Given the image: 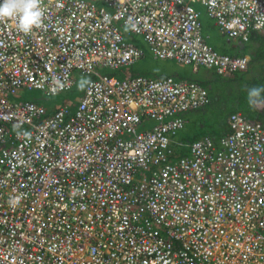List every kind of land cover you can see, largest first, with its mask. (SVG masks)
Here are the masks:
<instances>
[{
    "label": "built area",
    "instance_id": "obj_1",
    "mask_svg": "<svg viewBox=\"0 0 264 264\" xmlns=\"http://www.w3.org/2000/svg\"><path fill=\"white\" fill-rule=\"evenodd\" d=\"M196 2L230 38L264 31V0H41L28 34L0 20V264H264V122L231 112L177 153L208 88L107 71L146 56L132 33L195 70H248L208 43ZM76 71L73 112L22 96L62 94Z\"/></svg>",
    "mask_w": 264,
    "mask_h": 264
},
{
    "label": "rangeland",
    "instance_id": "obj_2",
    "mask_svg": "<svg viewBox=\"0 0 264 264\" xmlns=\"http://www.w3.org/2000/svg\"><path fill=\"white\" fill-rule=\"evenodd\" d=\"M192 5L200 14H202L203 16H208L206 9L202 3L196 2V3H192ZM206 27H207V29H205ZM203 31H205L209 35V36H207V39H208V42L212 46L216 47L217 49H221L222 51H225V52L230 53V54L236 53L237 49L238 50H243L245 48L253 49L254 47H256V50L258 51V54H257L258 57L254 58L250 68L246 71V73H244V76H245L244 78L250 80L251 75H253V73L256 70H259V67L262 65L260 57H264V43L263 42L259 41L257 38L256 39L253 38L247 42L233 41V39H231L229 36L222 33L216 25L214 26L212 24L211 26H207V22L204 23ZM125 32L128 34H131V33H129L128 29H125ZM258 34L260 35V33H258ZM131 39L133 41H135L138 45L147 47V43L145 42V40L143 39V36L141 34H133L132 33ZM234 45H236V46H234ZM147 48L149 49V46ZM147 56L148 57H146L142 61H139V62H137L131 66H125L120 71H112V72H111V70H107V71H109L114 76L129 77L131 75H134L133 73H135L137 71H141L143 69L146 71L145 72L146 75L148 74V75H151L153 77L163 76L159 73H155L152 70L154 68V65L172 62L171 59L169 60V59L159 58L158 56L153 54L151 51ZM175 64H177V63H175ZM181 64H183V63L178 64V66H185L188 73H190L191 75H194L193 77H202V78L208 77L207 78L208 81L203 82V83L208 86L210 92L215 95V98H217L210 105H206V107H204V109H197L196 108V109L190 110V111H193L194 113H199V112H201V114H203L205 112L211 113L210 115H208L209 120H207L208 122L206 123V126L204 127L205 130H207L209 128L210 131L213 132L217 138L224 135L226 132H224V130L221 129L224 126V124L223 123L221 124L220 118H224V116H226L229 112H232V111L234 112V110H238V109H242L244 111V113L251 119L262 120L261 115L258 114L255 107L254 108L251 107L248 109L245 105H243L244 107H241V103H239V104L225 103L224 104L223 101L218 99L219 95L225 96L226 94H229L228 97H231V96H235V93H237L238 91H241V86H238L237 84H235V81H233L231 83L230 79L225 78V76H223V77L218 76L215 73V71H212L211 69H207L205 67H200L199 71H193L191 69V67H192L191 65H188V64L181 65ZM135 69H136V71H135ZM100 70L102 71L105 69L101 68ZM236 75H238V74H236ZM74 76L77 79L76 84L73 86V88H71L68 91H65L62 94L48 95L47 97H45L38 90H32V91L24 90L22 92L23 98L26 99V98H33L34 97L33 99L36 100L40 105L43 106L44 112L46 115L53 112L62 103H63V105L67 104L68 107L70 108V111L73 112L76 110L78 103H79L81 93L83 91V88H84L86 82L89 80L88 76L83 75L79 71H76ZM5 98L10 99L12 101H17L12 96H5ZM232 99L236 102H239L236 97H232ZM243 102H247V100L243 101ZM262 104L263 103L260 102L259 106H262ZM234 105H235V107H234ZM263 110H264V108L260 111H263ZM185 114H183V115L185 116ZM212 115L214 117L218 116V119H220V122L218 121L217 125L212 126L213 123H211V120H210V116H212ZM187 135H188V128H186V127L184 129L176 131L175 134L172 135L173 141H174L176 147L179 148L178 150H180L182 148V145L179 144V140H182L184 138L187 139L186 138Z\"/></svg>",
    "mask_w": 264,
    "mask_h": 264
},
{
    "label": "crops",
    "instance_id": "obj_3",
    "mask_svg": "<svg viewBox=\"0 0 264 264\" xmlns=\"http://www.w3.org/2000/svg\"><path fill=\"white\" fill-rule=\"evenodd\" d=\"M200 17H201L202 25H203L202 26V30H203V27H204V23H206V22H207V26H211L212 24L214 26L216 25L215 21L212 18H210L209 16H203L202 14H200ZM205 29H207V27ZM203 33L206 36V38H207V36H209L205 31H203ZM258 33H260V35H262V36H260V38H264V31H262V32H252L251 39H253V38L256 39V36L259 35ZM231 39H233V41H240L239 39H234V38H231ZM207 41H208V39H207ZM234 46H236V45H234ZM141 47L144 48L146 50V52H147L146 56L143 58V59H145L146 57H148L147 55L150 53V50L147 48L148 45H147V47H144V46H141ZM212 47L214 49L218 50L219 52H225V51H222L221 49H217L214 46H212ZM256 53H257V50H256V47H254L253 49H249V48H245L243 50H238L237 49L236 50V53H234L233 55H247V56H249L251 58V62H250V66H251V64L253 62V59L258 56V55H256ZM262 58L263 57H261L260 60L263 63ZM143 59H141L139 61H142ZM139 61H137V62H139ZM173 61L174 60H172V62H169V63L156 64V65H154V68L152 70L155 73H159V74H161L163 76H174V77L180 78L182 80L196 81V82H199L201 84H204L203 82L208 81L207 80L208 77L207 78L193 77L194 75H191L190 73H188V71L185 68V66H178V64H180V62L178 63V61H174V62ZM175 63H177V64H175ZM183 64H181V65H183ZM191 69L193 71H199L200 67L197 70H195L193 67H191ZM211 70L214 71L213 69H211ZM135 71H136V69H135ZM145 72L146 71L142 69L141 71H137V72H135L133 74L134 75H137V74L146 75ZM236 74H238V73H234L232 75L236 76ZM131 76H133V75H131ZM146 76H151V75H148L147 74ZM163 76H157V77H163ZM208 90H209V88H208ZM209 94H210V103L207 104V105H210L213 101H215L217 99V98H215V95L210 92V90H209ZM228 95L229 94H226L225 96L224 95H219L218 96V99L221 100V101H223L224 104L225 103H230V104H239V103H241V107H244L243 105H245L248 109L251 108V107L252 108L255 107V109L258 112V114H260V115L263 114L264 115V110L263 111H260V110H262L264 108V98L263 97H252L247 102H243L242 103V102H236V101H234L232 99V97H236L238 99V96H241L242 95V94L239 93V91L237 93H235V96L228 97ZM246 100H244V101H246ZM252 100H254L255 103H252L251 102ZM260 102L263 103L262 106H259V103ZM204 107H206V105L205 106H202V107H199L197 109H204ZM234 107H235V105H234ZM234 111H243V110L242 109H238V110H234ZM210 114L211 113H209V112H205L203 114H201V112H199V113H194L193 111L187 112L185 114V118H186V121H187L185 127L188 128V135L186 136L187 139L184 138L181 141L182 142H185V143H188L191 140L196 139L198 136H200V135H202L204 133H210L212 135H215L213 132L210 131L209 128L207 130L204 129V127L206 126V123L208 122L207 120H209L208 115H210ZM228 114L226 116H224V118H220L221 119V124L222 123L224 124V126L221 128L222 130H224V132H227L228 131V124H227V116H228ZM220 119H218V116H215V117L213 115L210 116L211 123H213L212 126L213 125H217L218 121L220 122ZM261 121L264 122V117H262V120ZM178 149L179 148H177V151H178L177 153H179V152L182 151L181 149L180 150H178Z\"/></svg>",
    "mask_w": 264,
    "mask_h": 264
},
{
    "label": "clouds",
    "instance_id": "obj_4",
    "mask_svg": "<svg viewBox=\"0 0 264 264\" xmlns=\"http://www.w3.org/2000/svg\"><path fill=\"white\" fill-rule=\"evenodd\" d=\"M40 4L41 0H2L0 2V20H4L5 18H18L19 30L28 34L33 27H39L42 23L43 12ZM262 90L264 89H251L249 91V97L259 96ZM251 102L255 103L254 100Z\"/></svg>",
    "mask_w": 264,
    "mask_h": 264
},
{
    "label": "trees",
    "instance_id": "obj_5",
    "mask_svg": "<svg viewBox=\"0 0 264 264\" xmlns=\"http://www.w3.org/2000/svg\"><path fill=\"white\" fill-rule=\"evenodd\" d=\"M252 35V34H251ZM260 36L262 35H257L256 38L263 42L264 43V38H260ZM234 39H239L240 41L242 42H247V41H244L242 40L241 38H234ZM250 39H251V36H250ZM258 54V51L256 53V55ZM258 57V56H257ZM256 57V58H257ZM261 58V57H260ZM254 60V59H253ZM263 60V63L262 65L259 67V70H256L253 75H251V78L250 80L248 79H245L244 77V73H246L247 70H242V71H239L237 72L239 75H232V74H220L219 72H216V74L218 76H225V78L227 79H230L231 80V83L233 81H235V84H237L238 86H241V91H239L240 94H242L241 96H238V101L239 102H243L244 100L247 99V101L250 99L249 97V91L253 88H260V89H264V57L262 58ZM204 86H206L208 88L207 85L203 84ZM257 97H263L264 98V90H262L259 94V96ZM261 117H264V115L262 114ZM199 137V136H198Z\"/></svg>",
    "mask_w": 264,
    "mask_h": 264
}]
</instances>
